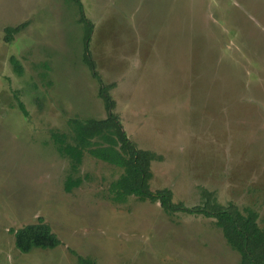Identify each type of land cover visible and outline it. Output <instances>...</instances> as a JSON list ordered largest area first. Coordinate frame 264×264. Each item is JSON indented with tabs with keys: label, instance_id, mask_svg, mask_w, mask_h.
<instances>
[{
	"label": "rangeland",
	"instance_id": "obj_1",
	"mask_svg": "<svg viewBox=\"0 0 264 264\" xmlns=\"http://www.w3.org/2000/svg\"><path fill=\"white\" fill-rule=\"evenodd\" d=\"M80 2L0 0V264H80L71 249L98 264H239L214 217L111 200L122 167L84 152L72 171L53 134L106 117L111 84L127 137L161 155L152 191L185 206L212 191L264 225V0ZM38 216L60 243L22 252L13 230Z\"/></svg>",
	"mask_w": 264,
	"mask_h": 264
},
{
	"label": "trees",
	"instance_id": "obj_2",
	"mask_svg": "<svg viewBox=\"0 0 264 264\" xmlns=\"http://www.w3.org/2000/svg\"><path fill=\"white\" fill-rule=\"evenodd\" d=\"M74 1L82 14L80 0ZM84 19L85 17H80L81 21L87 22ZM26 23L25 20L15 25H7L4 28V41L10 42L14 34L19 32ZM87 55L84 59L93 69L92 73L98 77L94 61ZM9 59L13 65L17 63L14 55H10ZM108 86L111 84L101 83L98 90L104 99L106 117L69 118L71 132L53 134L56 149L61 155L69 158L71 170H77L84 152L120 166L123 169L122 172L111 181L109 186L111 200L124 202L128 196L135 195L140 200L158 201L168 213L186 211L214 217L215 224L221 228L227 243L239 253V264H264V225L258 223V212L253 208L246 207L242 211L233 202L223 204L216 199L212 191H206L203 194L204 199L201 203L185 206L181 201L172 200L171 190L167 187L154 191L150 189L151 161L160 159L161 155L151 149L136 146L127 137L118 115L112 111L114 101L106 93ZM79 182V178L74 180L68 176L64 188L70 191ZM13 234L14 244L22 252H28L33 248L54 247L60 243V239L52 231L49 223L41 216H38L36 221L25 223L13 230ZM70 251L80 264H98L91 256L79 254L72 249Z\"/></svg>",
	"mask_w": 264,
	"mask_h": 264
}]
</instances>
